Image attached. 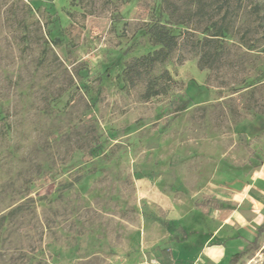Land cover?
<instances>
[{"label":"rangeland","instance_id":"rangeland-1","mask_svg":"<svg viewBox=\"0 0 264 264\" xmlns=\"http://www.w3.org/2000/svg\"><path fill=\"white\" fill-rule=\"evenodd\" d=\"M152 22L178 47L145 100L122 72ZM259 168L264 0H0V264H181L176 227L250 240ZM237 264H264V227Z\"/></svg>","mask_w":264,"mask_h":264},{"label":"trees","instance_id":"trees-1","mask_svg":"<svg viewBox=\"0 0 264 264\" xmlns=\"http://www.w3.org/2000/svg\"><path fill=\"white\" fill-rule=\"evenodd\" d=\"M228 2L230 0H224ZM201 1L197 4V9L195 15H200L203 11L204 7L200 5ZM167 8H170L169 14L171 16H175L176 6L172 3H167ZM184 21L176 20L175 23L182 24ZM221 33V30H219ZM144 34L147 37L149 43L153 47H158L152 52L147 53L146 55H142L138 58L133 59L127 66L123 69L122 76L124 80L129 83H133L137 80L145 79V90L143 94V99L148 100L152 97L165 94L166 90L163 86L157 85V79L150 78L149 75L153 71L155 65L162 64L166 60H168L172 54V52L178 47V38L172 34L170 29H168L165 25L160 24L158 22H152L146 25L144 28ZM159 79H163L167 82H173L168 75L167 72H163V74L159 77ZM264 224L260 225L257 229L254 239L248 243L242 251L235 253L229 259L228 264H237L242 258H244L250 250L254 248L257 243V239L259 235L262 233ZM175 232L177 233L174 237L175 240L182 238L184 236V230L180 227L175 228Z\"/></svg>","mask_w":264,"mask_h":264},{"label":"crops","instance_id":"crops-1","mask_svg":"<svg viewBox=\"0 0 264 264\" xmlns=\"http://www.w3.org/2000/svg\"><path fill=\"white\" fill-rule=\"evenodd\" d=\"M251 184L254 188H258L259 190L260 188H263L264 190V168L261 170L259 168L255 171V176L252 178ZM262 224H264V220L260 223V225ZM260 225L257 226L254 236L250 240H232L230 241V247L223 244H206L207 241L205 239H201L199 242H196V240L189 238L182 242L181 239L185 238L186 233L185 230L180 227L184 230V236L175 240L178 244H182V247L179 249L177 254L180 258L187 261L182 262L181 264H201L196 262V259L199 256H202L209 264H225L226 261L228 264L229 259L233 254L242 251L243 248L254 239L256 231Z\"/></svg>","mask_w":264,"mask_h":264},{"label":"built area","instance_id":"built-area-1","mask_svg":"<svg viewBox=\"0 0 264 264\" xmlns=\"http://www.w3.org/2000/svg\"><path fill=\"white\" fill-rule=\"evenodd\" d=\"M145 264H147V263H145ZM154 264H155V262H154Z\"/></svg>","mask_w":264,"mask_h":264}]
</instances>
